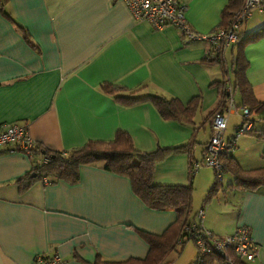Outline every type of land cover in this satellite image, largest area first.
Instances as JSON below:
<instances>
[{"label": "crops", "instance_id": "1", "mask_svg": "<svg viewBox=\"0 0 264 264\" xmlns=\"http://www.w3.org/2000/svg\"><path fill=\"white\" fill-rule=\"evenodd\" d=\"M177 1L186 6L185 21L197 35L220 28L230 2ZM263 26L264 12L253 10L239 34ZM210 52L208 44L187 42L173 26L155 31L136 21L121 0H3L0 127L24 126L35 146L56 153L110 142L117 132L126 133L140 153L189 145L158 162L152 179L160 186L191 185L195 214L215 178L207 167L191 176L190 166L204 156L209 116L218 102L216 84L226 71L233 82L238 48H224L218 64L207 62ZM240 54L252 95L264 104V36L245 44ZM103 85L191 104V122L164 120L149 102L122 105ZM227 117L230 137L239 112ZM230 117L237 121L229 123ZM250 117L252 134L242 136L230 156L243 172L264 170V118L258 112ZM31 169L30 158L0 148V264H32L42 255H57L65 264L144 260L149 246L140 232L159 236L176 222L173 210L146 207L127 177L100 166H81L75 183L34 181L20 190L18 180ZM234 184L230 173L222 175L220 188L203 207L202 228L222 238L246 227L258 252L243 262L264 264V188L229 187ZM213 259L211 264H220Z\"/></svg>", "mask_w": 264, "mask_h": 264}, {"label": "trees", "instance_id": "2", "mask_svg": "<svg viewBox=\"0 0 264 264\" xmlns=\"http://www.w3.org/2000/svg\"><path fill=\"white\" fill-rule=\"evenodd\" d=\"M2 3L3 0H0L1 6ZM241 4L242 0H230L222 11L221 27L225 26L234 16ZM262 36H264V26L247 35L239 34L235 43L238 52L231 69L233 82H230L228 71H226L224 80L216 84L218 102L209 116L210 119L217 113H223L226 109L228 98L226 88L228 86L231 87L233 95L239 98V104L237 105L235 102L237 108L245 107L250 114L258 112L259 116L264 118V104L256 102L252 95L251 88L245 79L246 63L240 54V50L245 44ZM221 56L222 51H211L207 57V62L218 64L222 60ZM102 90L122 105L149 102L164 120L190 123L193 116L194 110L191 104L183 107L173 99L169 100L155 95L138 96L140 90L130 92L109 85H103ZM252 132L249 134H252ZM188 146L140 153L134 149L129 136L123 132H117L110 142H88L83 147L69 152H48L35 146L32 150L33 156L30 159L32 163L31 172L25 178L18 180L19 186L20 190H24L34 181H42L44 184H53L58 180L75 183L78 181L79 168L88 165H97L105 171L127 177L131 183L134 195L146 207L155 211L173 210L176 214V222L159 236L140 232V235L149 246L148 255L144 260L130 259L121 262L96 260L92 264H162L165 257L175 250L176 247H183L185 242L181 240L189 236L188 233H185L184 228L194 222L196 213H192V186L155 185L152 179L154 167L171 153L187 151ZM230 156L221 159L223 174L230 173L234 178L235 186H229L230 188H264V170L243 172L236 164H232ZM219 184L220 182L215 179L214 184L204 197L202 208L215 196V193L220 188ZM232 257L234 264H245L244 262H246L235 258L233 255ZM196 259L197 252L193 264H198ZM213 260V256H209L204 258L201 264H211Z\"/></svg>", "mask_w": 264, "mask_h": 264}, {"label": "built area", "instance_id": "3", "mask_svg": "<svg viewBox=\"0 0 264 264\" xmlns=\"http://www.w3.org/2000/svg\"><path fill=\"white\" fill-rule=\"evenodd\" d=\"M136 21L146 22L155 31L165 26H173L187 42H204L212 52L223 51L229 45L235 44L239 37L240 27L250 18L253 10L264 12L262 0H243L239 10L225 26L205 35L194 34L185 21L186 6L177 0H121ZM228 94L226 109L217 113L211 119V135L205 146L204 156L200 162L192 163L190 175L199 168L212 169L216 181L222 180L221 159L232 154L238 140L253 130L251 114L245 107L237 108L231 87L226 88ZM239 112V124L230 137H226L228 114ZM34 141L24 126L4 124L0 127V148L10 152H20L32 158ZM45 162V160H43ZM204 208L195 214V220L184 228L189 236L181 241L193 242L197 252V263L201 264L206 257L219 259L220 264H234L232 255L240 260L251 262L258 252L257 246L250 237L246 227H237L231 235L218 238L202 228ZM189 237V240H188ZM230 252V253H228ZM32 264H65L57 255L37 256Z\"/></svg>", "mask_w": 264, "mask_h": 264}, {"label": "rangeland", "instance_id": "4", "mask_svg": "<svg viewBox=\"0 0 264 264\" xmlns=\"http://www.w3.org/2000/svg\"><path fill=\"white\" fill-rule=\"evenodd\" d=\"M235 102L237 103V98L234 96ZM234 120L237 121V118L230 117L229 123ZM197 200L202 199V194L197 193ZM201 197V198H200ZM196 258L195 246L191 241L186 242L183 247H176L175 250L170 252L164 259L162 264H193Z\"/></svg>", "mask_w": 264, "mask_h": 264}]
</instances>
